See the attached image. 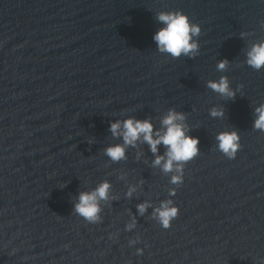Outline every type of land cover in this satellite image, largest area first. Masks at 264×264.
Wrapping results in <instances>:
<instances>
[{
	"label": "water",
	"instance_id": "obj_1",
	"mask_svg": "<svg viewBox=\"0 0 264 264\" xmlns=\"http://www.w3.org/2000/svg\"><path fill=\"white\" fill-rule=\"evenodd\" d=\"M171 10L200 25L195 55L157 50V13ZM262 40L264 0H0V264H264V131L253 128L264 68L246 63ZM222 76L234 97L207 86ZM169 109L199 138L182 184L153 165L163 144L105 154L123 143L112 122L161 129ZM233 129L240 148L228 158L216 134ZM105 180L89 223L75 204ZM166 199L179 206L167 229L153 216Z\"/></svg>",
	"mask_w": 264,
	"mask_h": 264
},
{
	"label": "clouds",
	"instance_id": "obj_2",
	"mask_svg": "<svg viewBox=\"0 0 264 264\" xmlns=\"http://www.w3.org/2000/svg\"><path fill=\"white\" fill-rule=\"evenodd\" d=\"M157 20L161 23L153 34L157 50L167 53L172 57L183 55H195L199 49L198 37L201 27L194 23L187 13L182 10L161 11L157 13ZM246 63L253 69L264 68V40L253 43L246 52ZM227 66V60L218 61L217 68L223 70ZM209 88L221 95L234 97L236 92L229 86L226 76H222L218 81H208ZM255 120L253 128L264 131V103L258 104L255 109ZM223 108L211 109V115L223 116ZM185 116L175 109H169L162 118L161 129H154L150 119H136L128 117L124 121H114L110 124V130L114 136H122V144L110 145L105 149V154L113 161L125 158V148L127 145H135L137 140L142 139L155 154L158 152V145L166 146L163 155H156L153 165L160 166L165 173L173 172L171 183L179 185L183 183L184 163L194 158L199 153V138L188 134L187 125L183 123ZM218 148L225 153L228 158H234L240 148V136L236 130L220 131L216 134ZM110 182L105 180L99 183L92 191H83L79 194L74 210L89 223L100 221V201L109 198ZM134 188H129L128 195H131ZM170 194H175V189L170 190ZM148 202H141L137 205L139 214H143ZM179 214V206L171 199L162 200L159 206L154 208L153 216L158 220L161 227L167 229L171 221ZM135 217L125 228L131 230L135 227ZM113 235V234H112ZM140 237L136 236L129 240V245H135ZM142 247L136 248L138 255L143 254Z\"/></svg>",
	"mask_w": 264,
	"mask_h": 264
}]
</instances>
